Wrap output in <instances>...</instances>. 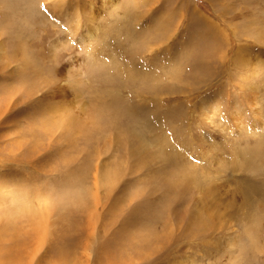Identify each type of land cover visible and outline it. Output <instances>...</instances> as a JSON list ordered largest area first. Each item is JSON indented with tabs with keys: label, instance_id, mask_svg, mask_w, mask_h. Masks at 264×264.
Here are the masks:
<instances>
[{
	"label": "rangeland",
	"instance_id": "374dc122",
	"mask_svg": "<svg viewBox=\"0 0 264 264\" xmlns=\"http://www.w3.org/2000/svg\"><path fill=\"white\" fill-rule=\"evenodd\" d=\"M0 253L264 264V0H0Z\"/></svg>",
	"mask_w": 264,
	"mask_h": 264
},
{
	"label": "bare ground",
	"instance_id": "6f19581e",
	"mask_svg": "<svg viewBox=\"0 0 264 264\" xmlns=\"http://www.w3.org/2000/svg\"><path fill=\"white\" fill-rule=\"evenodd\" d=\"M34 230L36 229V228H33ZM36 231H38V229L36 230ZM35 232V231H34ZM43 236V235H42ZM45 241H43L42 242V244L44 243ZM41 245V244H40ZM40 248V247H39ZM42 248V247H41ZM39 251V250H38ZM13 254V253H12ZM4 255H6V256H4ZM2 256H4V258H1ZM12 255H10V253H8V254H1L0 253V264H12L11 262L13 261L12 260ZM34 257V256H33ZM35 258V257H34ZM18 262V261H17Z\"/></svg>",
	"mask_w": 264,
	"mask_h": 264
}]
</instances>
